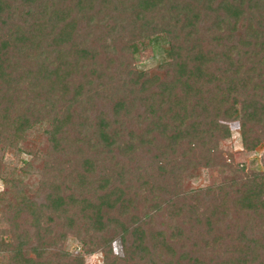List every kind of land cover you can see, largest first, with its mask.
Returning a JSON list of instances; mask_svg holds the SVG:
<instances>
[{
    "label": "trees",
    "instance_id": "obj_1",
    "mask_svg": "<svg viewBox=\"0 0 264 264\" xmlns=\"http://www.w3.org/2000/svg\"><path fill=\"white\" fill-rule=\"evenodd\" d=\"M233 122L264 145V0H0V264H264Z\"/></svg>",
    "mask_w": 264,
    "mask_h": 264
},
{
    "label": "rangeland",
    "instance_id": "obj_2",
    "mask_svg": "<svg viewBox=\"0 0 264 264\" xmlns=\"http://www.w3.org/2000/svg\"><path fill=\"white\" fill-rule=\"evenodd\" d=\"M162 44H153L152 42L145 49H142L137 54L136 64L139 68H151L160 61L162 57ZM232 131L229 138L223 140L220 145L221 153L228 161L233 160L234 163L245 166L246 170L252 171L255 169H264V145L255 150L248 151L243 148L241 136L239 133V125L237 122L230 124ZM232 155V156H231ZM224 172L213 169L199 170L198 176L192 183L197 187L200 185H208L211 183H219L223 180ZM3 188V182L0 180V190ZM67 249L72 252L79 251V245L74 238H69L67 241ZM114 249L117 253H121L119 241L114 242ZM84 264H103V253L95 251L84 256Z\"/></svg>",
    "mask_w": 264,
    "mask_h": 264
},
{
    "label": "built area",
    "instance_id": "obj_3",
    "mask_svg": "<svg viewBox=\"0 0 264 264\" xmlns=\"http://www.w3.org/2000/svg\"><path fill=\"white\" fill-rule=\"evenodd\" d=\"M231 127V126H230ZM231 130H232V128H231Z\"/></svg>",
    "mask_w": 264,
    "mask_h": 264
}]
</instances>
